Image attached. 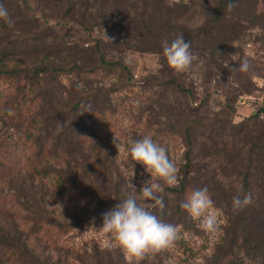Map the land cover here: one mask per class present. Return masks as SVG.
Masks as SVG:
<instances>
[{
	"label": "rangeland",
	"instance_id": "obj_1",
	"mask_svg": "<svg viewBox=\"0 0 264 264\" xmlns=\"http://www.w3.org/2000/svg\"><path fill=\"white\" fill-rule=\"evenodd\" d=\"M20 1L9 2L12 23L5 22L7 29L1 32H10L4 36L9 40H15L12 35L21 39L33 31L25 17L43 14L52 41L73 48L68 59L83 73L58 78L64 99L63 122L56 129L67 127L79 99L78 122L86 136L81 143L76 135L66 145L53 142L36 166L22 138L28 120L15 125L1 118L17 92L14 82L0 79V144L13 150V157L5 160L12 171L0 173V227L22 240L29 253L0 247V264H264V29L244 23L239 31L225 22L221 46L216 34L200 36L212 0H68L75 4L73 14L84 17L86 29L72 21L60 29L59 19H70L59 11L58 1L64 0H27L30 15ZM261 12L259 5L257 14ZM147 16L149 34L138 24ZM180 34L194 39V59L186 71L176 72L167 65L162 45ZM97 44L103 59L117 66L100 65ZM245 59L250 63L247 72L228 67ZM29 62L7 64L24 68ZM145 135L165 146L177 164L181 179L176 186L164 184L131 159L132 142ZM129 182L137 191L145 182L160 183L164 207L154 214L178 229L170 247L139 261L127 258L113 235L100 229L103 214L131 191ZM204 187L218 212L214 232L202 230L181 208L188 193ZM246 193L251 204L234 210L233 197ZM235 232L248 253L235 249L223 256L224 237ZM256 245L261 249L255 250Z\"/></svg>",
	"mask_w": 264,
	"mask_h": 264
},
{
	"label": "trees",
	"instance_id": "obj_2",
	"mask_svg": "<svg viewBox=\"0 0 264 264\" xmlns=\"http://www.w3.org/2000/svg\"><path fill=\"white\" fill-rule=\"evenodd\" d=\"M11 0H0L5 8H7ZM58 1V0H57ZM115 3L117 0H113ZM213 8L211 12H207L205 16V22L203 26L198 30L201 34H216L220 35L225 32L221 29L225 22H231V28L242 31L245 29L244 23L250 28L257 27L258 29H264V0H212ZM59 11L63 12V15H67L68 18H61L56 26L63 29L68 22L76 24L80 28H84L86 21L84 17L77 18L73 13L75 11V4H71L70 1H58ZM21 5L25 8L26 13L30 15L32 9L28 6L27 0H21ZM228 3H234L236 6L231 11H228L226 5ZM117 4V3H116ZM261 6L262 12L257 14V7ZM65 6V9L62 7ZM109 7V6H108ZM115 7V6H111ZM29 11V12H28ZM31 16V17H30ZM25 19L33 24L32 33H24L22 38L12 35L15 40H9L4 37L10 32H1L2 28H6L5 21L0 20V60L3 65H0V79L9 80L10 83L14 82V91L17 92L15 96L9 101L6 108L3 109L1 118H7L11 124L22 123L25 124L27 119V126L23 129L22 138L25 143L28 144V149L32 150L31 158L35 159L34 164L39 166L37 158L42 154H48L54 147L53 142L67 144L71 139L75 137L77 143L84 141L83 137L86 136L80 130L78 117L81 115L82 101L77 99L71 108V114H68V125L63 131L57 132L56 127L59 123H62L61 110L63 109V96L62 91L59 90L60 83L58 78L63 75L67 77L78 76L83 73L80 66L74 64L72 60H69V56L74 52L73 48L67 43L59 42L54 43L53 37L48 33L52 31L48 25L47 19L43 14L40 16L30 15ZM92 19V17L90 18ZM149 16L145 19L138 21L139 26H142L147 33H150V20ZM259 20V22H257ZM170 26L171 30L177 31L178 28ZM45 27V28H44ZM181 30V29H180ZM187 34L190 32H186ZM196 35L195 38H197ZM185 42L193 43L194 39L188 40V36L183 37ZM169 43L171 39L167 40ZM202 41V39H201ZM217 45L222 44V39H216ZM95 52L99 55V63L102 67H115L117 64L107 63L101 54L99 44L94 47ZM17 59H22L29 62V66L24 68H18L7 64ZM57 60H60L62 66L57 64ZM70 65H72L70 67ZM91 74V72H89ZM21 82H24V86H20ZM168 85H173L178 91L183 93L187 92L175 81H167ZM26 85L28 88L26 89ZM20 90V91H19ZM23 93V98L26 100H18L17 96ZM22 98V99H23ZM1 109V108H0ZM65 114V113H63ZM20 128L21 125L18 124ZM76 125L75 127H73ZM85 127V124H83ZM72 128V129H71ZM22 130V127L20 128ZM78 129V130H77ZM77 130V131H76ZM76 131V132H75ZM65 144V145H66ZM10 144H0V173H10L12 170L5 164V160H10L13 157V150L9 146ZM34 171H40L41 169L34 168ZM43 171V170H41ZM45 174V173H44ZM26 176L29 177L27 174ZM53 226L59 227L60 225L51 222ZM37 227V225H35ZM34 228V227H33ZM236 225L234 224V231ZM238 236L236 232L230 236V238L224 237V248L222 250L223 256L231 255L235 249L245 251V246L239 245L237 241ZM261 245V244H260ZM260 245H256L255 250L261 249ZM0 247L3 249L18 250L25 255H28L27 248L24 242L12 235L9 231H5L0 227ZM35 264H42L35 261Z\"/></svg>",
	"mask_w": 264,
	"mask_h": 264
},
{
	"label": "clouds",
	"instance_id": "obj_3",
	"mask_svg": "<svg viewBox=\"0 0 264 264\" xmlns=\"http://www.w3.org/2000/svg\"><path fill=\"white\" fill-rule=\"evenodd\" d=\"M234 3L226 8L231 11ZM0 20L12 23L7 8L0 4ZM106 37V36H105ZM107 38V37H106ZM108 39V38H107ZM191 45L185 42L183 35L176 36L170 43L162 45V55L167 65L176 72L186 71L193 62ZM233 72H247L250 69L248 60H242L239 66H228ZM129 154L133 161L144 166L147 173L156 176L168 186H176L181 177L177 164L169 158L167 149L145 135L142 139L132 142ZM133 176V175H132ZM131 191H126L124 198L112 210L103 214L102 229L112 234L119 248L127 258L142 260L146 254L167 249L178 239L175 225L162 222L154 214L156 208L163 209V191L160 183H144L139 191L132 183H127ZM140 196L138 198L137 193ZM143 201V202H138ZM250 193L238 194L233 197L232 207L240 210L250 205ZM193 219L199 221V227L207 232H214L218 227V212L214 209L207 187L194 189L181 203Z\"/></svg>",
	"mask_w": 264,
	"mask_h": 264
}]
</instances>
